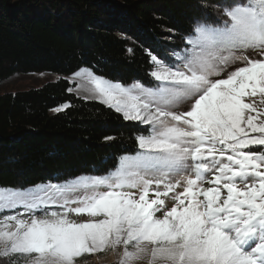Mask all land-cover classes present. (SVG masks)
<instances>
[{
    "label": "snow or ice",
    "instance_id": "1",
    "mask_svg": "<svg viewBox=\"0 0 264 264\" xmlns=\"http://www.w3.org/2000/svg\"><path fill=\"white\" fill-rule=\"evenodd\" d=\"M224 15L222 26L195 27L187 56L173 53L182 65L148 53L156 88H126L84 70L98 99L150 133L110 175L46 186L58 197L0 192V209L29 214L0 219V257L76 264L123 246L119 264H264V149L252 150L264 146V0ZM237 62L244 66L212 79ZM189 100L188 111L173 110Z\"/></svg>",
    "mask_w": 264,
    "mask_h": 264
},
{
    "label": "trees",
    "instance_id": "2",
    "mask_svg": "<svg viewBox=\"0 0 264 264\" xmlns=\"http://www.w3.org/2000/svg\"><path fill=\"white\" fill-rule=\"evenodd\" d=\"M246 2L0 0V83L18 74L59 77L0 93V191L35 192L115 172L122 156L141 151L137 137L151 126L78 96L68 77L86 68L126 87L156 88L149 52L173 65V53L188 55L197 25L222 26L224 10Z\"/></svg>",
    "mask_w": 264,
    "mask_h": 264
},
{
    "label": "rangeland",
    "instance_id": "3",
    "mask_svg": "<svg viewBox=\"0 0 264 264\" xmlns=\"http://www.w3.org/2000/svg\"><path fill=\"white\" fill-rule=\"evenodd\" d=\"M227 19H225V20H227ZM246 55L251 59H260L261 58L259 52H257V51L249 50V51H247ZM179 56L182 57L181 54ZM176 59H177V57L175 58V61H173V65H171V66L168 65L166 63V61H163V62L170 67L182 65V61L179 59H177V60ZM242 66H244V65L241 62L231 64L220 76H214V77H212V79L226 78L229 72L234 71L237 68L242 67ZM84 70L90 71V70L84 68V69H81L80 71L76 72V73H81V75L77 76L75 73V74L68 77L69 82L72 84L71 90L75 94H77L78 96H81L85 99L100 100L96 97V95L93 91L94 86L92 85L90 78L87 75V72ZM58 78H59L58 75L52 74V73H47V72L46 73L45 72L34 73V74H18V75L11 77L7 81L0 83V93L6 92V91H16V90H22V89H27V88H32V87H39L48 81H54V80H57ZM106 80H108V79H106ZM108 81H110L112 83H117V82H114L111 80H108ZM160 83L161 82H159V85H160ZM133 85H131L130 87H126V86H124V87L131 88ZM191 103H192L191 100H189L187 102H181L173 110L177 111V112L188 111L190 109ZM150 130H151V128H150ZM89 179L90 178H81L79 180H89ZM62 186H64V185H62ZM182 190L183 189L181 187V188H178L176 191L179 192ZM0 192H4V190H1ZM7 192H11V191H7ZM24 193L29 194V195H33V196H43V197H46L49 195L53 196V197L59 196L58 193H56L54 191H49L47 189V187H43V188H41L35 192L26 191ZM165 199H166L167 207L170 208L173 204V201L170 198H165ZM17 208L8 209V210L0 209V219H3V217L8 216V215H15L17 213H22L25 215V217H27L29 215V214L25 213V210L23 207H17ZM48 210L49 211H62V209H60L57 205H51V204L48 206ZM13 211H15V212H13ZM36 215L42 216L43 213L40 211H37ZM157 215H162V212L157 213ZM71 218L76 220L77 222L86 221V220L91 219L87 215H82V216L72 215ZM97 219H99V217ZM122 256H123V246H120L116 249L109 248V249L105 250L104 252H97V253H94L91 255L86 254L85 255L86 259L82 260L81 259L82 257L77 258L76 264H90V263H95V262H98V263H112V262H114V263L119 264V262L122 259ZM10 257H12V256H10ZM87 259H89V260L87 261ZM0 264H11V263H10L8 258L0 257ZM136 264H148V261H147V259L140 260V261H137Z\"/></svg>",
    "mask_w": 264,
    "mask_h": 264
}]
</instances>
